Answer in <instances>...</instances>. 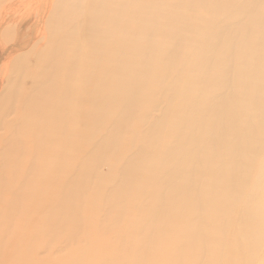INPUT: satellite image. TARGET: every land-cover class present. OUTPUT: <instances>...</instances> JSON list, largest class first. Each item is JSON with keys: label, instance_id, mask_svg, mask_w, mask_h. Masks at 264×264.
Returning a JSON list of instances; mask_svg holds the SVG:
<instances>
[{"label": "rangeland", "instance_id": "374dc122", "mask_svg": "<svg viewBox=\"0 0 264 264\" xmlns=\"http://www.w3.org/2000/svg\"><path fill=\"white\" fill-rule=\"evenodd\" d=\"M194 1L148 28L200 27L215 0ZM103 2L0 0V264H264V123L248 111L236 138L257 129L251 145L239 157L203 150L196 179L163 174L170 148L188 168L175 123L200 37L190 33L169 90L160 59L141 79L112 65L125 47L95 26ZM113 10L102 22L125 25ZM151 52L136 59L166 51Z\"/></svg>", "mask_w": 264, "mask_h": 264}, {"label": "bare ground", "instance_id": "6f19581e", "mask_svg": "<svg viewBox=\"0 0 264 264\" xmlns=\"http://www.w3.org/2000/svg\"><path fill=\"white\" fill-rule=\"evenodd\" d=\"M109 1L104 0L102 5H97L98 24L95 26L107 33L104 38L105 44L112 42L116 45L117 39L123 40L124 55L117 61L112 59V65H116L119 70L139 73V79L142 75L151 73L160 59L163 61L162 74L166 76L175 74V79L168 89L176 90L175 81L183 78L186 66L185 62H179L178 57L185 49L191 32L195 31L194 33L200 37L198 59L190 63L191 67L198 69V73L192 75L182 89L186 100L183 103L184 111L177 117L175 123L182 133L181 137L176 135L184 145L183 154L188 156L187 167H192L188 172V168L182 165L183 161L171 160L170 158L175 157V152L170 148L167 152L169 163L163 164V174L173 173L179 176L187 174L190 178L192 176L196 179L198 167H201L200 155L203 150L223 155L226 148L231 146L236 148V157H239L242 141L250 146L251 137H255L257 133V129L247 128L246 134L236 138L241 123L246 119V113L248 111L256 113L252 116H258L264 123V0H215L214 9L211 12L204 11L211 17L206 23L198 27L200 23L196 21L187 24L186 28L184 23L170 24L169 31L164 35L149 29L148 25L154 24V21L158 20L157 17L160 18L165 11L177 13V9L184 7L193 10L197 4L194 0L178 2L173 6L171 2L168 4L165 0ZM165 3L166 6L159 10ZM114 7L116 18L120 16L125 25L118 26L113 23L106 25L102 22L106 15L112 16ZM143 12L145 13L142 15ZM143 17L146 21L141 20ZM141 22L145 24L144 27L136 28ZM91 28L89 24L88 30ZM115 34H119V38L116 35V40L113 38L112 41ZM156 45L165 49L164 58H153L146 64L143 60L136 59L139 56L147 59ZM145 47V51L141 52L143 55L138 54ZM151 54L154 57L152 52ZM135 87L141 88L142 84H136ZM133 91L137 93V90ZM193 91H196L197 95L191 98L189 94ZM131 96L135 98L133 93ZM236 168L238 169V166ZM236 168L235 173L238 172ZM235 173H232L231 179L226 182L229 193L234 191L236 183L234 178L239 177ZM172 187L167 185V192L164 188V193L169 195ZM225 190L227 188L222 191ZM199 216L204 218V211Z\"/></svg>", "mask_w": 264, "mask_h": 264}]
</instances>
